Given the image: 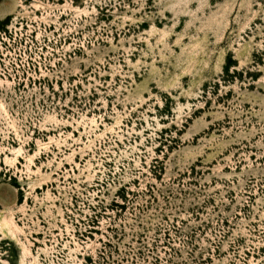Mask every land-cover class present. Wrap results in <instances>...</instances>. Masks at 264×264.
<instances>
[{
    "label": "rangeland",
    "instance_id": "374dc122",
    "mask_svg": "<svg viewBox=\"0 0 264 264\" xmlns=\"http://www.w3.org/2000/svg\"><path fill=\"white\" fill-rule=\"evenodd\" d=\"M0 264H264V0H0Z\"/></svg>",
    "mask_w": 264,
    "mask_h": 264
}]
</instances>
